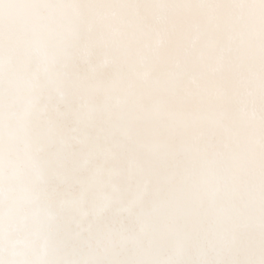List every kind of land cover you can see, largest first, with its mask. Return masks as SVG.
<instances>
[{"label": "snow or ice", "instance_id": "snow-or-ice-1", "mask_svg": "<svg viewBox=\"0 0 264 264\" xmlns=\"http://www.w3.org/2000/svg\"><path fill=\"white\" fill-rule=\"evenodd\" d=\"M220 7L0 0V264H264V0Z\"/></svg>", "mask_w": 264, "mask_h": 264}, {"label": "bare ground", "instance_id": "bare-ground-1", "mask_svg": "<svg viewBox=\"0 0 264 264\" xmlns=\"http://www.w3.org/2000/svg\"><path fill=\"white\" fill-rule=\"evenodd\" d=\"M199 0H193V3H198ZM214 2L222 5V7L216 9L215 16L218 17L221 26H232L238 30H246L252 23V21L245 20H235L230 19L232 16L230 10L227 5L231 3V0H214ZM208 12L206 10H201L195 8L189 13V16L192 20L199 22L201 25L208 27L211 29V26L208 23Z\"/></svg>", "mask_w": 264, "mask_h": 264}]
</instances>
